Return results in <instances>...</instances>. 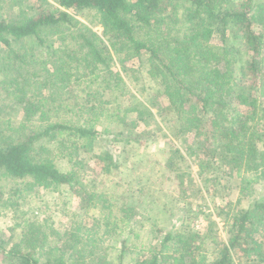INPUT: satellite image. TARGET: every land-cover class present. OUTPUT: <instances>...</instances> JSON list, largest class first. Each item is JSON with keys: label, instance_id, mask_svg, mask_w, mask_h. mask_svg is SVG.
<instances>
[{"label": "trees", "instance_id": "obj_1", "mask_svg": "<svg viewBox=\"0 0 264 264\" xmlns=\"http://www.w3.org/2000/svg\"><path fill=\"white\" fill-rule=\"evenodd\" d=\"M82 11L97 20L100 34L76 19ZM116 60L145 104L131 95L134 106H121L130 92ZM10 108L17 123L6 116ZM153 110L184 147L163 150L166 170L185 163L180 197L210 195L225 177L241 180L242 191L261 184L264 0H0V213L13 222L10 236L0 231L1 261L264 264L259 197L244 207L214 208L224 219V239L210 213H192L185 202L178 223L150 230L156 241L144 239L129 260L130 240H121L114 256L104 246L105 236L131 223L135 209L90 190L88 157L80 155L97 145L98 172L111 175L119 169L113 145L155 136L136 130L154 118ZM128 113L134 120L128 122ZM62 188L88 207L97 201L104 215L89 227L75 219L63 231L48 225L29 207L30 195ZM198 214L202 231L187 222Z\"/></svg>", "mask_w": 264, "mask_h": 264}, {"label": "rangeland", "instance_id": "obj_2", "mask_svg": "<svg viewBox=\"0 0 264 264\" xmlns=\"http://www.w3.org/2000/svg\"><path fill=\"white\" fill-rule=\"evenodd\" d=\"M75 17L96 33H101V27L90 13L78 12ZM120 65L119 61L116 60L115 69L121 70V75L130 92L121 98V106L125 109L134 106V104H131L134 103L131 101V95L145 104L144 98L140 97L136 87L122 72ZM137 88H139L138 85ZM152 112L154 118L145 120V122L138 125L136 130L138 132L142 130L145 134L152 133L155 136L143 137L145 140L141 139L140 143L130 141L131 143L126 144L125 140L113 146L111 145L112 149L114 148L113 154H115L119 163V169L112 172L111 175L107 176L98 172L99 169L93 157L100 152L97 145L93 147V153L83 152L80 155L85 159L88 157L84 182L90 190L105 192L111 202L114 200L117 204H125L135 209L133 212L135 215L131 223H126L123 230L118 231L115 237L105 236L103 239L104 246L112 248V256L119 251L121 240H130L131 244L129 246L132 247V253L129 252L131 254L127 255V260L135 256L134 254L139 250V245L146 242L144 239L149 238V242L156 241L158 235L153 232L150 233V230L153 228L167 230L174 223H178V219L182 218V207L186 204L192 213L197 214L200 209L205 214L210 213L212 215L211 220L214 222L213 230L216 231L217 236L224 239V219L216 215L214 208L229 207L238 203L239 207H244L256 197L264 198V181L261 184H254L253 190L247 187L245 191H242L243 186H239L241 180L233 182L234 179L231 177H225L222 186L214 192H210V195L207 194V191H204L203 196L200 197L196 191L195 193H189V197L188 193L183 196L185 198L180 197L179 192L183 188L180 183L186 184L187 177L182 176L180 178L179 174L181 171H185V163H182L179 168L175 167L177 171L166 170L163 167L165 160L163 155L166 151L163 150L165 147L174 148L175 146L183 150L184 147L180 145L179 141L170 136L165 121L161 119L162 117L158 116L155 110ZM6 114L13 122L17 123L13 108L8 109ZM127 116L128 122H130L134 120L135 114L128 113ZM146 142L147 144H145ZM59 166L62 170L67 169L63 161L59 162ZM193 170L196 171V167H193ZM203 182L204 180H198L199 185ZM174 199L176 202L173 203ZM98 206H100V203L93 201L88 207L87 203L81 202L76 194L65 188L58 189V191L41 189L35 194L32 193L29 199V207L35 212V215L41 219L45 218L48 225L60 231L70 228L72 225L71 219L79 220L89 227L94 221L93 218L104 215V213L100 215ZM168 209L172 211L173 215L168 213ZM3 214L5 213H0V231L10 236L9 229L13 222L8 215ZM108 220L111 224L115 223L111 216H108ZM187 222H189L191 229L197 231H202L205 226V219L202 214L191 217ZM147 229H149V234L144 233ZM134 234H138L140 237L142 234L143 237L142 239H133ZM0 264L6 263L0 259Z\"/></svg>", "mask_w": 264, "mask_h": 264}]
</instances>
